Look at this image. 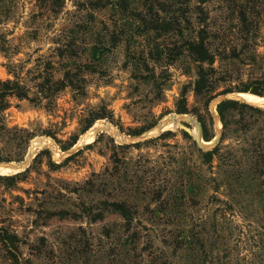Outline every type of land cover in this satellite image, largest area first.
<instances>
[{
	"label": "rangeland",
	"instance_id": "rangeland-1",
	"mask_svg": "<svg viewBox=\"0 0 264 264\" xmlns=\"http://www.w3.org/2000/svg\"><path fill=\"white\" fill-rule=\"evenodd\" d=\"M84 1L89 0H0V85L8 80H18L28 92L27 98L8 96V105L0 114V163H22L32 150L35 151L25 168L9 175L0 174L13 176L26 172L12 187L0 180V226L10 227L20 237L22 264H126L124 250L115 246L117 235L127 233L125 221L119 214L106 212L103 219L92 221L86 216L61 218L49 216V213L69 208L79 212L83 204L96 207L100 200L108 197L90 195L80 199L71 190L84 185L107 167H113L115 145L145 143L172 131L166 138L118 150L121 162L126 163L132 173L136 168L141 169L139 175L128 178L138 188L130 192V197L109 198L126 199L128 204L140 207L141 222L139 218L134 221L130 231L140 232L137 250L143 257L140 264H148L151 253L165 251L167 255L172 254L174 245L169 244L174 233L185 235L193 219H207L217 207H225L223 203L212 202V195L222 199L231 197L227 184H221L215 191L214 183L206 181L215 176L227 178L229 171L233 175L237 169L222 167L221 156L215 157L212 170L206 166L201 168L198 154L193 152L191 141L184 132L204 151L220 144L222 155L232 152L240 156L244 150L258 146L262 138L264 120L242 129L241 114L234 113L225 129L222 121L217 123L211 105L221 98L239 101L227 95L240 92L237 87L241 81H251L264 71L260 65L254 69L240 60L249 54L258 58L264 55V0H208L202 5L204 12L200 15L206 16L207 20H195V29L208 25L212 33V52L223 51L225 55L217 56L214 64L225 75H217V85L212 93L214 99L208 110L203 100L195 95L197 69L188 57H180L171 65L164 61L147 62L157 76L161 75L158 83L162 84L163 91L154 90L153 83L143 80L142 75L148 71L146 64L143 60L135 61L133 55L139 57L142 51L155 48L156 43L161 46L172 43L167 37L156 41L153 33L129 34L132 24L137 23L134 11L142 9L143 0H114L120 8L108 5V8L98 10L82 7ZM180 2L170 1L176 5L171 10H180V17L199 16L194 2L193 6H188L184 0ZM86 18L87 26H92L95 33L103 31V20L108 21L109 29L126 31L108 53L103 67L107 73L104 76L87 73L84 95L67 87L50 99L44 97L39 93L38 85L47 75L55 80L62 79L66 67H77L87 61V47L95 36L92 28L88 30L86 26L85 30L83 27ZM66 48L73 50L66 52ZM61 49L66 53L64 58L60 56ZM183 93L186 94L188 112L178 113L177 102ZM102 105L112 112L113 118L100 119L84 131L86 121ZM259 108L264 110V107ZM200 116L207 120L213 118L211 141L203 137ZM245 119L249 120V116ZM168 123L165 130L156 131ZM87 133L93 142L80 143ZM79 151L80 154L67 161ZM52 162L60 166H53ZM184 164L192 170L202 171L205 183L195 203L189 200L181 214L177 212L170 216L171 211L162 209L159 202L152 199L149 187L167 180L173 184L178 179L177 169ZM245 171L247 180L240 187L250 188V193L253 189L252 194H255L251 172L249 175L250 170ZM238 197L243 201L254 200V203L248 210H242L237 204L233 210L223 209L232 220L233 233L227 229V223L221 230L233 249V259L237 260L238 256L241 264H253L258 262V241L264 233V200L248 195ZM151 217L155 222L150 220ZM217 217H222L220 221H223L222 212ZM195 222L197 230L204 235V226ZM164 237L169 243L165 244ZM182 252L185 254L180 250L173 259L174 264L187 263ZM0 264H11L2 257L1 250Z\"/></svg>",
	"mask_w": 264,
	"mask_h": 264
},
{
	"label": "trees",
	"instance_id": "trees-1",
	"mask_svg": "<svg viewBox=\"0 0 264 264\" xmlns=\"http://www.w3.org/2000/svg\"><path fill=\"white\" fill-rule=\"evenodd\" d=\"M173 0H166L161 2L159 0H143L142 9H136L134 19L137 23H133V29H130L129 34L132 36L137 35H147L153 33L155 40L158 38L166 37L171 39L172 43L169 46H161L156 43V47H151L146 51H142L139 57L133 55L135 61L143 60L146 64V69L148 70L143 77V80H146L153 83V89L158 90L159 92L163 91L162 84L158 83V78L161 75L157 76L155 70H152L147 65V62L150 60L155 61L156 63L165 62L167 65H171L173 62L178 60L180 57H188L196 65L197 69V79L194 85L195 95L203 100L206 110L214 99L212 96L213 90L217 85L218 77L217 75H223L215 67V62L217 56L223 55V51H220L218 54L212 52L210 38L212 36L211 31L209 30L208 25L200 26L199 29H195V20L198 19L199 22H206V16L201 17L203 7L208 0H184V3L188 6H193V2L196 4L194 9L198 10L199 16L194 17L182 16L180 17V10L172 11L171 8L176 6L174 3H170ZM179 3L180 0H175ZM87 2V3H86ZM178 3V4H179ZM110 5L112 8L117 6L120 8V4L114 0H89L84 1L81 6L84 8H89L90 10L106 9ZM81 7V9H82ZM122 9V8H121ZM91 14V13H90ZM94 15V14H91ZM92 18V16H90ZM86 30L87 18L83 20ZM82 24V23H81ZM104 26L103 31L94 32L92 26H87L88 30L92 28L91 32L95 36L93 43H89L87 47V61L77 65V67H66L63 73V78L55 80L50 75H47L45 79L38 85L39 93H41L46 98H51L57 92L64 90L67 87H71L76 94L84 95L85 88L87 85V78L85 75L97 74L104 76L107 71L103 70L104 65L108 59V53L115 48L122 36L126 31L123 28L112 30L109 29V23L106 20L102 21ZM128 34V33H127ZM68 48V46H66ZM64 49L66 52L73 50L72 48ZM66 53L61 49L60 56L62 58ZM240 56V55H239ZM238 57V56H237ZM69 58V56H68ZM240 58V57H239ZM131 60V59H130ZM244 63H248L251 68L256 69L257 65L264 69V55L261 58H258L255 54H249L246 58L240 59ZM226 74H229L228 72ZM225 75V74H224ZM223 75V76H224ZM237 90L240 92H249L257 95H264V71L261 76L255 77L248 82H242L237 87ZM8 96H17L19 98H27L28 92L26 87H24L18 80H8L2 82L0 85V114L2 110L8 105L7 98ZM218 114L220 119L226 129L228 124H230L231 118L234 116V113L241 114L243 119L242 129H248L250 126L255 125V123L264 120V110L259 107H254L246 103H240L235 100H226L221 102L218 107ZM178 113H187V99L186 94L183 93L179 101L177 102ZM249 116V120L245 118ZM105 118H113L112 112L104 105L99 107L96 111L93 112V115L90 119L86 121L84 131L88 130L96 121ZM200 122L203 128V137L206 141H211L214 137V134L211 133L213 126V118L206 119L205 116H200ZM240 123V121H239ZM142 133H135V135H140ZM172 131H166L161 136L149 140L145 143H137L133 145H115L113 151V167L106 168L102 173L96 174L92 179H89L84 185L79 186L75 189H72L71 192H75L79 195V198L84 199L85 196H107L108 198L100 200L98 205L94 207L93 205L83 204L81 206V211H74L71 208L61 209L59 211H50L49 216H59L61 218L65 217H89L92 221L101 220L104 218L106 212H112L119 214L125 221V231L127 233L118 234L116 237L115 246H118L125 255L126 264H140L143 257L141 254H138V238L140 232L134 230L131 233V227L139 218L140 219V207L137 205H131L127 203L126 199H116L111 196H121L130 197L132 191L138 188V185H135L134 181L129 180V176L134 174L139 175L141 169H137L132 173L129 170V166L126 163H122L119 157L118 150H127L131 147H138L142 144H148L155 140L166 138L168 135H171ZM185 136L190 139L191 147L195 154H198V160L200 161V167L206 166L208 169H213V162L216 156L222 157V167H229L237 169V171L232 173H227V178H217L211 177L209 181L214 183V189L217 191L221 188V184L228 185V193L231 196L230 199L218 198V196L212 195L211 201L219 202L224 204V208L220 209L217 207L214 210V214L209 216L207 219L203 220H194L191 225L188 227V231H185V235H180L177 233L174 239L169 245H174L172 254L167 255L165 251L160 253L155 252L150 254V259L148 264H174L173 259L179 254V251H184V260L187 263L185 264H241L239 257L237 260L233 259L232 247H230V242L225 237L221 228L224 229L227 223V229L232 232V220L228 219L227 208L230 210L235 209L234 206L237 204L242 210H248L252 207L254 200H248L246 203L243 199L238 196H256L264 200V149L262 144H264V132L262 138L258 143V146L252 150H244L242 155H236L232 152H228L222 155V147L219 144L216 148L204 151L200 148L196 141L192 137L184 132ZM225 135V134H224ZM222 136V140L223 137ZM75 144V141L71 146ZM259 147V148H258ZM81 151L75 155L69 157L68 160L80 154ZM1 154V151H0ZM194 154V155H195ZM1 161V158H0ZM53 166H60L56 163H51ZM251 172L253 183L256 186L255 194L254 190L250 188L244 189L240 187V184L247 180L244 171ZM243 171V173H242ZM245 171V172H246ZM202 172V171H201ZM201 172L195 169L192 170L186 164L182 165V168L177 169L178 179L173 184H170V180L166 182L153 184L150 188V193L153 196V200L159 202V206L168 211H171L172 214H181L185 210V206L189 203V200L196 202V196L201 190L203 183H205L203 175ZM24 173H19L13 176H0V180L4 183H8V187H12L16 182L22 177ZM239 188V189H237ZM244 189V190H243ZM114 191H118L115 193ZM131 192V193H130ZM125 193V194H123ZM188 195L190 196L188 198ZM147 209V208H146ZM224 209V210H223ZM222 212L223 221H220V218L217 217V214ZM152 222H155L153 217L150 218ZM170 221V219H168ZM200 223V226H204L205 232L202 234L201 230H197V223ZM180 225V224H179ZM230 233V234H231ZM173 234V233H172ZM108 235L111 237L110 231ZM181 236V237H180ZM20 237L18 234L10 229L8 226H0V250L2 257L6 260H9L11 264H22L20 260ZM165 244L169 243L167 237H164ZM258 244L260 245V251L256 254L258 262L253 264H264V233L260 234ZM222 245L220 247L219 246ZM217 249V250H216ZM118 249L115 247V251ZM122 255V254H120ZM181 264V263H180ZM252 264V263H251Z\"/></svg>",
	"mask_w": 264,
	"mask_h": 264
},
{
	"label": "bare ground",
	"instance_id": "bare-ground-1",
	"mask_svg": "<svg viewBox=\"0 0 264 264\" xmlns=\"http://www.w3.org/2000/svg\"><path fill=\"white\" fill-rule=\"evenodd\" d=\"M227 97L242 101V102L249 104L251 106L264 107V97H261V96L255 95V94L236 92V93H232V94L227 95ZM221 99H223V98H221ZM221 99H217V100L213 101L212 105H211V107L215 113L216 121L218 124H221V120H220V116L216 110V106H217V103ZM169 125H170V123L163 124L160 127L156 128L157 129L156 131L165 130L166 127ZM90 132H92V131H90ZM93 140L94 139L92 138V136H89L87 133L86 135H84L82 137V140L80 141V143H84V142L85 143H91V142H93ZM202 142L205 143L204 141H202ZM34 154H35V151L32 150L31 154H29L28 157L26 158V160L22 163L1 162L0 163V174L9 175V174L16 173L17 171H20L21 169H23L27 166V164L33 158Z\"/></svg>",
	"mask_w": 264,
	"mask_h": 264
},
{
	"label": "water",
	"instance_id": "water-1",
	"mask_svg": "<svg viewBox=\"0 0 264 264\" xmlns=\"http://www.w3.org/2000/svg\"><path fill=\"white\" fill-rule=\"evenodd\" d=\"M223 100H227V98H226V99H225V98H224V99H222V101H223ZM228 100H229V99H228ZM222 101H220V102H222Z\"/></svg>",
	"mask_w": 264,
	"mask_h": 264
}]
</instances>
